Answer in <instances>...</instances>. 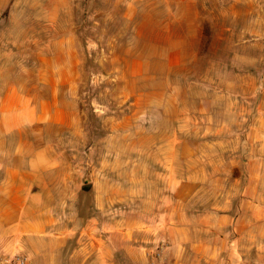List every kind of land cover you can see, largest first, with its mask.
<instances>
[{"label":"rangeland","instance_id":"374dc122","mask_svg":"<svg viewBox=\"0 0 264 264\" xmlns=\"http://www.w3.org/2000/svg\"><path fill=\"white\" fill-rule=\"evenodd\" d=\"M54 61L77 70L54 198L78 237L125 246L113 264H150L161 243L169 264L174 225L243 204L264 0H0V79L32 88Z\"/></svg>","mask_w":264,"mask_h":264},{"label":"crops","instance_id":"0c3cea01","mask_svg":"<svg viewBox=\"0 0 264 264\" xmlns=\"http://www.w3.org/2000/svg\"><path fill=\"white\" fill-rule=\"evenodd\" d=\"M41 69L32 88L24 79H0V253L20 250L30 264L119 263L122 243L77 236L76 206L72 223L61 219L51 182L63 164L58 138L75 118L77 70L61 61ZM263 106L247 135L243 204L174 225L169 264H264Z\"/></svg>","mask_w":264,"mask_h":264},{"label":"built area","instance_id":"2783aa9c","mask_svg":"<svg viewBox=\"0 0 264 264\" xmlns=\"http://www.w3.org/2000/svg\"><path fill=\"white\" fill-rule=\"evenodd\" d=\"M166 251V245L161 243L148 253L150 264H166ZM0 264H30V259L22 251L17 250L9 254L0 253Z\"/></svg>","mask_w":264,"mask_h":264}]
</instances>
